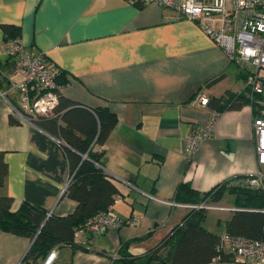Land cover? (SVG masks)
<instances>
[{
  "label": "crops",
  "instance_id": "0c3cea01",
  "mask_svg": "<svg viewBox=\"0 0 264 264\" xmlns=\"http://www.w3.org/2000/svg\"><path fill=\"white\" fill-rule=\"evenodd\" d=\"M3 25L19 30L24 53L42 56L65 73L63 95L88 108L107 105L117 117L102 145L100 166L119 191L113 214L137 220L86 238L82 244L88 250L54 246L53 264L141 257L189 211L171 204L183 203L174 199L180 183L203 193L255 171L252 123L264 108L246 104L217 112L193 101L197 93L208 99L228 92L250 97L241 69L196 22L155 3L129 0H0V91L8 97L0 95V153L7 165L0 196L12 197V211L28 202L65 216L77 203L65 193L70 176L62 142L14 113L11 83L18 76L11 75L2 47ZM214 112L211 137L188 159V135ZM227 196L228 204H214L232 207L233 194L226 192L221 200ZM209 211L215 213L208 224ZM231 215L208 210L203 225L221 235ZM31 241L0 230V264H21Z\"/></svg>",
  "mask_w": 264,
  "mask_h": 264
},
{
  "label": "trees",
  "instance_id": "16d2710c",
  "mask_svg": "<svg viewBox=\"0 0 264 264\" xmlns=\"http://www.w3.org/2000/svg\"><path fill=\"white\" fill-rule=\"evenodd\" d=\"M143 5L140 3H136ZM3 40L17 38L19 30L3 25ZM10 63V58H7ZM11 64V63H10ZM58 103L51 116L31 118L40 128L59 139L69 165L70 180L65 188L68 197L76 201L75 210L65 216H56L34 204L23 202L15 211L11 210L12 197L0 196V230L31 238V245L21 264H37L54 246H68L72 250H88L73 238L75 229L82 226L99 211L112 206L119 195L112 178L100 166L102 145L114 128L117 117L107 105L88 108L66 97L60 88L68 82L61 70L55 77ZM262 95L250 98L247 95L228 92L224 97H210L207 106L220 112L239 109L250 104L262 109L257 103ZM259 116H264L261 114ZM12 123L18 121L10 116ZM83 155L86 157L83 158ZM7 173V165L0 153V187ZM243 177L213 186L200 193L189 183H180L174 194L178 202L198 204L221 200L224 193L234 195V207L230 219L225 223V232L253 240H264V190H252L239 184ZM204 208L189 209L180 223L176 224L153 248L141 257L123 256L114 258L113 264H208L229 262L236 256L219 248L220 234L204 227L207 216ZM92 238L91 237H88ZM216 259V260H215Z\"/></svg>",
  "mask_w": 264,
  "mask_h": 264
},
{
  "label": "built area",
  "instance_id": "2783aa9c",
  "mask_svg": "<svg viewBox=\"0 0 264 264\" xmlns=\"http://www.w3.org/2000/svg\"><path fill=\"white\" fill-rule=\"evenodd\" d=\"M129 1L140 4L155 3L196 22L241 69L250 97L264 96V78L261 76V71L264 70V0ZM2 47L10 58L11 75L18 76V80L11 83V88L16 90L17 99V103L13 104L14 113L28 123H32L31 118L51 116L58 103L55 77L59 68L47 62L42 56L24 53L18 37L4 39ZM0 95L8 98L6 92L0 91ZM193 101L207 105L208 98L197 93ZM257 103L264 105V99H258ZM216 117L217 113H212L205 125L193 129L188 135L185 146V155L188 159L193 158L199 145L211 137ZM252 132L256 169L251 175L241 178L239 184L252 190H264V116L254 117ZM69 180L70 177L68 182ZM119 198L120 195L115 196V200ZM171 204L188 209L239 210L234 206H218L206 201L198 204L176 202ZM260 211L264 212V208ZM136 220L135 216L126 221L117 218L113 214L112 206H109L75 229L73 238L76 243H83V240L97 235L105 228L118 229L126 223L131 225ZM220 240L219 248L233 253L239 260L236 264H264V240H253L227 232L220 235ZM56 258V250L52 249L42 264H53Z\"/></svg>",
  "mask_w": 264,
  "mask_h": 264
},
{
  "label": "rangeland",
  "instance_id": "374dc122",
  "mask_svg": "<svg viewBox=\"0 0 264 264\" xmlns=\"http://www.w3.org/2000/svg\"><path fill=\"white\" fill-rule=\"evenodd\" d=\"M230 201H231V196H227L226 199L220 200L219 202H217V204L224 205V204H228ZM212 204H214V203H212ZM217 204H214V205H217ZM214 213H215L214 211H209L208 224L211 223Z\"/></svg>",
  "mask_w": 264,
  "mask_h": 264
},
{
  "label": "water",
  "instance_id": "95a60500",
  "mask_svg": "<svg viewBox=\"0 0 264 264\" xmlns=\"http://www.w3.org/2000/svg\"><path fill=\"white\" fill-rule=\"evenodd\" d=\"M86 156L85 155H83V158H85Z\"/></svg>",
  "mask_w": 264,
  "mask_h": 264
}]
</instances>
